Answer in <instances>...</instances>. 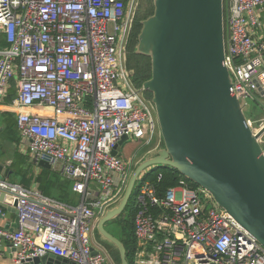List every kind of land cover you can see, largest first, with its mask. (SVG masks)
Wrapping results in <instances>:
<instances>
[{
	"label": "built area",
	"instance_id": "built-area-1",
	"mask_svg": "<svg viewBox=\"0 0 264 264\" xmlns=\"http://www.w3.org/2000/svg\"><path fill=\"white\" fill-rule=\"evenodd\" d=\"M140 3L0 0V30L8 42L0 49V104L15 80L10 107L22 147L35 159L48 156L60 164L81 196L78 204H67L45 196L39 185L10 182L2 172L0 198L15 199L17 225L0 226V249L10 242L14 264L49 253L76 264L110 262L93 234L119 204L132 174L113 150L125 135L155 142L153 151L163 141L153 98L135 85L128 66ZM224 23L232 90L263 110L255 121L247 117L257 133L264 127V0H224ZM36 106L51 113L32 111ZM140 177L135 264H264V246L207 189L181 182L160 193Z\"/></svg>",
	"mask_w": 264,
	"mask_h": 264
},
{
	"label": "water",
	"instance_id": "water-1",
	"mask_svg": "<svg viewBox=\"0 0 264 264\" xmlns=\"http://www.w3.org/2000/svg\"><path fill=\"white\" fill-rule=\"evenodd\" d=\"M154 13L142 21L137 52L151 57L152 93L164 146L141 161L119 204L99 220L97 230L129 264L120 239L106 223L126 209L138 178L155 166H168L207 189L264 246V148L249 125V103L232 90L225 65L224 0H154ZM123 136L113 154L120 150ZM48 156L39 164L50 168ZM3 165L0 164V175ZM16 201L3 194L0 205ZM17 212V211H16ZM93 252L97 250L94 248ZM24 264H76L49 253Z\"/></svg>",
	"mask_w": 264,
	"mask_h": 264
},
{
	"label": "trees",
	"instance_id": "trees-1",
	"mask_svg": "<svg viewBox=\"0 0 264 264\" xmlns=\"http://www.w3.org/2000/svg\"><path fill=\"white\" fill-rule=\"evenodd\" d=\"M155 10L154 0H141L138 12L137 19L133 32L131 34L129 43H128V66L133 72V81L137 87H142L144 82L151 78L152 76V60L151 57L139 54L137 52L138 46V37L142 29V21L150 17ZM8 42L6 41L5 35L0 33V49L7 48ZM17 88L14 82H12V87L10 89V94L7 97V102H12L13 98L16 96ZM146 94L149 97H152V93L146 91ZM8 114V113H5ZM255 114H247V117H254ZM10 118L13 117L10 115ZM10 120V119H8ZM8 123L5 122L4 130H7ZM15 121L12 122L11 127L15 128ZM1 133V132H0ZM164 145V143H163ZM143 179L150 182L155 188L160 192L164 193L169 188L178 186L181 182H185L191 188H198L199 185L191 181L190 179L183 176L178 170L168 167V166H155L150 168L144 175ZM38 184L42 193L48 197H54V191L56 190L60 196L56 197L57 200L65 202L67 204L75 205L74 200H69V181L66 179L63 181L62 177L58 173L53 172L52 170L42 169L41 173L38 175ZM73 191V190H72ZM128 211V206L125 211L116 219L111 221L119 225L121 228L122 236L119 237L116 234L112 233L118 239L122 241L127 250V260L129 264H135V255L137 250V242L135 237V213L136 209L134 208L130 214L126 217L123 215ZM108 244V243H107ZM110 244V242H109ZM119 252V251H118ZM120 255V254H119ZM121 259V258H120Z\"/></svg>",
	"mask_w": 264,
	"mask_h": 264
},
{
	"label": "crops",
	"instance_id": "crops-1",
	"mask_svg": "<svg viewBox=\"0 0 264 264\" xmlns=\"http://www.w3.org/2000/svg\"><path fill=\"white\" fill-rule=\"evenodd\" d=\"M0 33H2L1 30H0ZM13 82L16 85V81L14 80ZM10 103L5 101L3 104H0V119L5 118V120H8L10 115L15 118V124H16L15 130L18 133L19 140H20L21 135H20V132L18 129V124H17V112H15L10 107ZM32 111H41L42 113H46V114L51 113V111L49 109L41 108V107H37V106L33 107ZM5 113H8V114H5ZM4 125H5V123H4ZM4 125H2V126L4 127ZM16 148H19V145H18V143L15 142V136L5 138L4 140L0 139V164L3 165V172L7 171V179L10 182L20 184L27 189H33L35 186L39 185L37 178H38V175L41 173V170L42 169L52 170L53 172L58 173L60 175V177H64L65 179H67L69 181V183H70L69 189H68L69 200H74V203L80 201L81 196L78 193L72 191L73 190L72 180L66 178L63 175V173L61 172L60 164H58V163L51 164L52 166L50 168L43 167L39 164V159H35L32 155L26 153V151L23 147H20L21 153H19V154H21V155H19L20 156L19 160L22 161V165L20 167V170H17L15 168V162H16V160H15V149ZM24 158H26V159H24ZM145 158H146V155L141 157L140 161L141 160L143 161V159H145ZM125 162H127V161H125ZM27 164L29 166L32 165L33 167H31V168H33V170L26 171L25 166ZM131 164H133V163L129 162V164H127V165L130 166V168H131L132 167ZM136 167H135V169H136ZM22 168H25V169H22ZM19 171L22 174L19 175V179H18V177L15 179V175H17L19 173ZM12 178H14V180H12ZM50 198H53V197H50ZM54 199H56V198H54ZM4 208H5L6 214H5V216H0V226L6 227L9 229L16 228L17 212L14 210V206L12 204H7V206H4ZM15 255H16V251L11 246L10 242L4 241L3 246L0 249V264H14L13 258L15 257ZM110 264H112V263H110Z\"/></svg>",
	"mask_w": 264,
	"mask_h": 264
},
{
	"label": "rangeland",
	"instance_id": "rangeland-1",
	"mask_svg": "<svg viewBox=\"0 0 264 264\" xmlns=\"http://www.w3.org/2000/svg\"><path fill=\"white\" fill-rule=\"evenodd\" d=\"M249 105H250L249 112H247V114L248 115L255 114V116L252 117V119L255 121L256 117H259L260 115H262L263 110H262V108H260V105L257 102H251V104H249ZM9 119L10 120H5V118H1L0 119V132H1L0 133V139L4 140L5 138L14 137L15 136V142L18 143V145H19V148L15 149V160H16L15 168L17 170H20V167L22 165V161L19 160L20 159L19 155H21L19 153H21L20 152L21 151L20 147H22V142H21V138L19 140V136H18V133L16 132L15 128L11 127V124H12V122L15 121V118L13 117V119H12V118L9 117ZM5 122L8 123L7 124L8 125L7 130H4V128L2 126V125H4ZM255 128L258 129L259 127L255 126ZM157 139L160 140V132L158 134ZM263 139H264V137H263ZM163 143H164V141H162L161 148L164 146ZM154 144H155V142H154ZM154 144H150L149 145V144L144 143V141L141 140V139H135V138H132V137L124 142V144L122 145V148L120 150V154H121V157L125 161H127L126 162L127 164H129V162L133 163V164H131L132 165L131 173H133V171L135 170V167L142 161V160L140 161L141 157H143L145 155L147 157L148 155H150L153 152ZM24 159H26V158H24ZM31 167H33V166L32 165L29 166L27 164L25 166L26 171L33 170V168H31ZM25 168H22V169H25ZM146 172H144L141 175L140 178H143ZM21 174L22 173L19 171V173L17 175H15V179L17 177L19 179V175H21ZM62 179H63V181L66 180L64 177H62ZM12 180H14V178H12ZM139 183L140 182H138L137 185H139ZM137 192H138V190H137V188H135V190H134V192H133V194L131 196V199L129 201V204H128V211H126L123 214V215H125L124 217L128 216L130 214V212L135 208V204H136L137 196H138ZM54 194H55V196L53 198H56V197L60 196V194L56 190L54 191ZM76 204H78V202ZM105 227H106L107 230H109L110 232L116 234L117 236H119V237L122 236L121 228L119 227V225H116L115 223L108 222V223H106ZM93 240L96 242V245L98 244L99 247L104 249L109 254V256H110L109 264L110 263H112V264H122L121 259H120L121 257L119 255V252H118L117 248L114 245H112L111 243L109 244V242L106 241L101 236V234L98 232V230H95V232L93 234Z\"/></svg>",
	"mask_w": 264,
	"mask_h": 264
}]
</instances>
